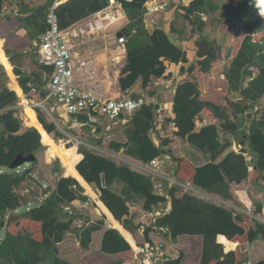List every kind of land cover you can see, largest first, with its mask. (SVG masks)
Masks as SVG:
<instances>
[{"label": "trees", "instance_id": "1", "mask_svg": "<svg viewBox=\"0 0 264 264\" xmlns=\"http://www.w3.org/2000/svg\"><path fill=\"white\" fill-rule=\"evenodd\" d=\"M14 1L22 2L23 0ZM65 1L55 12L61 28L71 25L70 20L86 18L109 4L108 0ZM115 1L122 4L129 21L125 45L126 64L119 79L122 92L130 90L138 80H141L142 87L146 88L152 78H164L166 71L164 61L171 64L188 63L186 52L170 39L162 25L154 27L151 33L146 30L144 4L149 0ZM236 1L233 5H223L220 11V4L215 0H192L187 7L179 5L178 0H169L170 4L164 12L173 11L177 15L178 11L183 13L182 19L191 27L192 39L195 40L197 59L195 65L203 74L209 73L213 63L222 57L221 47L205 33L209 25L214 30L225 27L226 32L232 33L236 38L244 34L242 40H239L240 44L230 67L224 71L229 93L240 97V100L232 105V116L220 106L201 102L196 84L187 81L177 87L174 96L175 118L173 121L177 128L175 135L203 154L212 155L221 147L219 132L235 137L240 133V125L232 119L240 113L247 114L248 134H242L247 137L246 151L253 157L254 169L250 174L256 172L258 176L254 180L264 181V0ZM52 2H49L47 7L33 11L21 7V13L30 12V15L18 20L29 35L37 40L48 28L46 16ZM3 4L4 0H0V15ZM164 12L163 14H166ZM202 17H206L208 22L205 23ZM177 32L174 25L170 24V34H177ZM258 34L261 37L259 40H254L253 37ZM229 53L231 55L232 51ZM1 56L2 53L0 58ZM1 63H3L2 60ZM195 65L188 66L189 74L195 71ZM4 67L8 69V66L4 65ZM14 74L18 77V83L25 94L30 91L28 84L37 85L32 74H23L18 70H14ZM7 81V74L0 65V222L3 223V228L7 229L0 244V264H72L59 258L58 244L64 240L68 232L75 230L76 215L64 212L63 203L75 200L72 189L73 185H78L71 178L61 179L56 186V191L43 203L20 216L12 215V212L26 205V202L15 193L16 189L25 181L32 179L30 170H24L21 175L2 171L3 168H8L19 154L34 155L41 151L43 146L47 147L46 162L50 163L53 159H59L64 168L62 176H73L83 184L82 179L76 174L78 173L88 184L98 185L101 192L100 201L125 229L129 228L127 206L129 198L123 193L117 194L110 190L113 180L125 182L134 195H141L144 199L143 207L146 210L166 203L165 194H154L147 178L127 168L118 167L111 161L92 155L85 150L77 153L75 146L66 148L55 143L48 135L56 130L55 126L48 124L38 111V120L34 111L33 120L41 138L33 128L22 129V123L14 117L13 109L17 107L19 100L16 94L6 87ZM205 108L212 112L215 119H218L219 125H209L198 130L195 120ZM151 119H153L152 108L142 107L131 121L130 133H127V144L124 146L126 152L131 155H135L133 148L138 149L140 152L138 161L142 163H148L160 156L164 152V144L167 143L162 142L159 147H156L149 140L147 133L151 128ZM167 123H169L168 120ZM228 146L226 144L222 147ZM119 148L120 146H115V149ZM71 169L77 172L74 173ZM194 171L192 183L195 186L223 199L229 198L231 184H240L249 178L244 158L234 153L228 154L218 164L208 163ZM102 179L105 180V188H102ZM168 195L171 200V212L158 218L153 229L164 228L173 239L182 235L201 236L204 243L203 264L219 259H223L224 264H236L234 252L237 244L233 239L237 237H246L250 244L257 238L264 241V224L260 222L255 221L253 228H246L243 225V218L231 210L197 201L175 188H172ZM260 211L259 206L255 213ZM108 217L114 225L113 218L109 214ZM104 218H102L103 221ZM97 223L103 224L101 221ZM9 225L13 226L8 229ZM98 225L75 230L83 247L88 246L90 235L99 227ZM117 226L122 229L118 223ZM151 229V227L146 229L145 235H148ZM131 244H133L132 239ZM102 250L105 253L117 255L130 250V247L117 231L108 230L104 235ZM233 250L235 251L232 252ZM167 264H181V258ZM257 264H264V261Z\"/></svg>", "mask_w": 264, "mask_h": 264}, {"label": "crops", "instance_id": "2", "mask_svg": "<svg viewBox=\"0 0 264 264\" xmlns=\"http://www.w3.org/2000/svg\"><path fill=\"white\" fill-rule=\"evenodd\" d=\"M51 1L54 0H46L44 4H38V0H23L22 2L14 0H4L2 14L0 15V53H2V56L0 58V65L3 66L7 74L8 81L6 83V87L9 90L13 91L19 100L17 107L13 108L15 110V113L19 109V103L21 104V98L23 96L27 99L28 103L31 101H40V99L43 98L44 82L47 78H49L51 74L50 67L40 66L38 63L39 55L37 44L39 40L31 37L22 23L18 20L19 18H27L30 15V12L21 13V7L23 6L24 9L33 11L34 9L47 7L48 3ZM65 2L66 1L63 0L61 4ZM191 2L192 0H178L179 5L185 7L189 6ZM178 12H180L178 14H183L181 11ZM164 13L166 14L161 13L158 15L159 17L156 20V23L152 25V28H147V31L148 33H151L154 27L162 25L164 27V31L169 34L170 39L175 42L176 45L181 47L183 51L186 52L188 63L171 64L164 61V66L166 67L164 78H152L146 88H143L141 80H138L130 90H128L127 92H122L119 87V79L121 78V72L126 64V51L120 53L119 56L114 57L117 53H119L116 52L112 60H109L112 55L102 56L99 61L101 63L100 71L103 76V88L107 92V95L111 97L119 96L134 99L141 94L147 93L150 100H153L155 103L166 105L167 113L169 116V123H167L166 121V123L161 127L156 125L154 105L147 106L152 108L153 113V119L150 120L153 123L151 124L150 122L151 128L147 133V137H149V140H151L156 147H159L162 142H167L163 147L164 152L157 158L162 161V172L165 175L173 176L174 179L177 182L179 181V183L181 184L190 185L197 190L207 193L205 190L195 186L192 183L193 177L195 175L194 170L208 163L218 164L222 160H224L228 154L231 153H234L235 155H241L244 158L246 172L248 173L249 178L240 184H231L229 188L228 199L220 198L218 195L213 193H207L215 197L218 202L205 201L187 192H184L180 187L175 186L173 188L178 189V191L182 192L190 198L196 199L197 201L209 203L214 206L222 207L224 209L231 210L237 213L243 218V225L246 228H253L255 225V221L264 224V181L259 179L254 180L258 175L256 172L250 174L252 171L249 172L247 170L248 163L243 156V154H247L252 158V165L254 168L253 157L246 151L245 143L247 137L242 134H248L247 128L249 126V117L247 116V114L240 113L232 119L233 122H237L240 125V133L235 137L222 131L219 132L218 136L221 147L212 155H205L195 147L189 145L185 140L175 135L177 132V128L173 129L170 127L171 121H173V119L175 118L173 108L176 89L179 85L187 81L196 84L200 94L199 100L201 102L212 103L216 106H220L225 110L227 109V113L232 116L233 112H231L230 114L229 110L232 111V105L238 102L240 100V97L237 94L229 93L228 85L224 78V71L230 67V63L238 49V46L235 50L232 51L231 55L229 53L230 48L226 50V55L230 56L228 58V61L224 60V57H221V59L213 63L209 73L203 74L195 65L197 59L194 47L195 40L192 39L191 27L183 19L182 21L184 22V24L180 22L179 24H177L176 19L179 18L180 15L174 14L173 11H166ZM204 22L207 23L208 21L206 20ZM170 24L174 25L175 31H178L177 34H170ZM207 29L209 30V33H207V35H209L211 40H215V42H217L220 47L226 37V42L233 41L231 35L229 34L227 36L222 35V41L219 42V40L213 38L212 31L215 30L211 28V25H209ZM219 29L221 28L219 27ZM31 46L35 48L34 54L30 51ZM223 50L224 49L221 48V52ZM13 53L18 56V62L12 59ZM30 54L31 56H29ZM36 55L38 57L35 59ZM1 60L3 62H6L8 69L4 67V64L1 63ZM190 65H195L196 67L195 71L191 74L188 73V66ZM14 70H18L21 73L27 75L32 74L33 78L36 80V86H33L31 84L27 85V87L30 89L28 94H25L20 87L18 83V77L15 76ZM159 79H162V81L164 80L166 82L170 80L171 88L166 90L162 86H155L154 84ZM32 87L35 88V92L31 91ZM232 95H234L235 97L230 101L229 98L232 97ZM226 97L228 98L226 99ZM57 108L58 107H56L53 112L51 111V109H49L50 114H46V118L48 120L44 117L48 124H52L56 128V130L51 134H48L43 129L51 137L50 139H52L58 145H62L66 148L75 146L77 153H79L80 150H85L92 155L111 161L118 167L127 168L131 172L147 178L152 185L153 193L157 194L153 189V182L149 177L135 172L126 164L115 161L108 155L112 154L121 158L140 162L138 161L140 160V152L138 149L133 148L135 155H131L126 152V148L124 147L125 144H127V133H130L131 121L136 113L125 115L122 118L123 121L110 122L98 113H91L90 115H88V113H83L75 116H68L64 111H62V108H59V110H61L62 112L57 113ZM33 111L35 112L36 118L38 120V108L31 106L25 108L23 107L26 121L25 124L22 123V129L36 128V124L33 120ZM91 118H93L95 122H92ZM209 125L217 126L219 125V121L218 119H215L213 117L212 112L209 109L205 108L199 114L198 119L195 120V126L196 129L199 130L200 128ZM36 131L38 132V130ZM39 135L41 138L40 133ZM237 136H240L241 139L238 140ZM243 136L246 137L244 141L242 140ZM242 141L244 142L243 145H241ZM226 144L229 145L227 148L222 147ZM115 146H120V148L115 149ZM43 147L44 148L41 151L33 155L36 162L34 161L32 164H30V167H32V165H35L36 163H39V154L47 148L45 146ZM237 148L240 150L239 154L235 152ZM44 158L46 160V154ZM43 167L44 173L46 174L45 176L47 177V174H49V178L47 177L45 181H40L39 184L36 183L37 185H35V187L39 189L41 194L39 196V199L37 200L38 202H40V204L43 203L52 193L56 191V186L61 179L71 178L76 182L75 184L78 185H73L74 187L72 189L74 191L73 193L75 196V200H73L72 202H65L63 203V205H76L79 201L82 202L81 198H88L91 204L86 212L88 213V216H90V218L94 220V224L92 225L97 226V222H103L102 225H98L99 227L91 233L90 241H88L89 243L87 247H83V245L79 242L80 239L78 233L74 229L68 232L64 237V240L60 244H58L59 258H61L62 260H65L72 264H140V260L133 254V249L136 246H142L144 244L152 243H163V256L159 259L158 262L167 264L177 261L181 258V264H203L204 243L201 236L182 235L173 239L164 228L153 229L155 223L153 224L151 222L150 217L147 216L148 213H150L153 209H156L157 212H162L163 210L167 209L166 205L168 201H166L165 204H160L155 208L152 207L150 210H146L145 207H143L144 199L141 197V195H134V193L128 189L125 182L120 180H113L110 190L117 194L123 193L127 198H129V201L127 202V206L129 208V228L125 229L119 222L114 219L108 209L100 201L101 192L98 185H96L95 183L88 184L83 179V177L80 174L76 173L77 171L73 169L71 170H73L74 173H76L82 179L83 184H81V182L77 181L71 175V170H69L68 172L73 178L62 176L64 168L59 159H53L50 163H47V165ZM32 174L30 175L31 177ZM101 185L102 188H105L104 179L101 180ZM165 191L166 192L164 194L166 196H169V191ZM20 194L22 195V193ZM245 200H247L248 205L251 206L250 210L249 206H246L244 204ZM169 201L171 204V200ZM259 206L261 207L260 213H255V210H257V207ZM171 209L172 207L170 206L169 211L158 215L156 220L163 215L169 214L171 212ZM17 212L18 211L12 212V215L18 216L19 214H17ZM107 213L115 221L114 225H112ZM102 218H104V221ZM117 223L122 229L118 228ZM29 224L33 225L32 223ZM22 225L25 227L24 223ZM150 227L152 229L150 230L148 235H145V230ZM108 230L117 231L129 245L130 250L123 253H118L117 255L103 252V239L105 233ZM131 239L133 241V244H131ZM233 241L235 242V244H237L236 251H232H235L234 253L236 257V264H248V262L257 264L264 261V241L262 239L257 238V240L251 244L247 241L246 237H237L233 239ZM216 243H219L218 239ZM225 253H227V251H225ZM209 264L224 263L223 259H219L215 261L213 260L209 262Z\"/></svg>", "mask_w": 264, "mask_h": 264}, {"label": "built area", "instance_id": "3", "mask_svg": "<svg viewBox=\"0 0 264 264\" xmlns=\"http://www.w3.org/2000/svg\"><path fill=\"white\" fill-rule=\"evenodd\" d=\"M109 4L104 9L77 20L66 28H61L56 9L63 0H54L48 9L46 16L47 30L40 37L37 48L39 55V65L50 67L51 74L44 82V96L39 103L31 102V107L40 108L46 114H50L49 109L60 106L68 116L78 114L98 113L110 122L123 121L122 118L128 114L139 112L142 107L154 105L156 114V125L161 127L169 119L165 104L155 103L150 100L147 93L139 95L137 98L108 96L103 86V76L100 71L102 56L112 55L109 60L119 56L125 50L127 43V27L129 21L121 3L115 0H108ZM169 0H149L144 4L145 17L157 16L163 13L169 6ZM144 21V24H145ZM119 33L122 35L119 36ZM162 86L166 90L171 88V81L159 79L154 84ZM32 92L35 88L32 87ZM149 91V90H147ZM92 122H95L91 118ZM170 127L176 126L171 121ZM236 153H240L237 148ZM113 160L122 162L135 172L149 177L153 182V189L157 194H163L177 186L193 196L205 201L218 200L210 194L195 189L190 185L177 182L173 176L165 175L162 172V161L154 158L148 163L137 162L116 155L108 154ZM248 165L247 170L253 171L252 158L243 154ZM20 198V193H16ZM166 196V195H165ZM167 209L157 212L153 209L147 216L154 224L156 218L161 213H166L170 209V198L166 196ZM40 204V202L38 203ZM91 202H78V204H67L64 212L75 213V230H81L94 224V220L88 216L86 210ZM28 205V204H27ZM251 207L250 205H248ZM251 209V208H250ZM249 209V210H250ZM30 208L26 211H29ZM250 212V211H249ZM163 243L144 244L136 246L133 254L140 260V264H162L159 259L163 256ZM248 264H252L248 262Z\"/></svg>", "mask_w": 264, "mask_h": 264}, {"label": "rangeland", "instance_id": "4", "mask_svg": "<svg viewBox=\"0 0 264 264\" xmlns=\"http://www.w3.org/2000/svg\"><path fill=\"white\" fill-rule=\"evenodd\" d=\"M216 2H218L219 4H220V11L223 9V5H233V4H236V0H215ZM46 2V0H38V4H44ZM178 13H180V12H178ZM178 15H180L179 16V18H177L176 20H177V24H179V22L180 23H182V24H184V22L182 21V15L181 14H178ZM158 15L157 16H152V17H150V16H148V17H145V19H147V22L145 21V27H146V30H147V28H149L150 29V27L152 28V25H154V23H156V20L158 19ZM203 18V20L204 21H206L207 19H206V17H202ZM227 30H226V28L225 27H222L221 29H216L215 31H212V34H213V38H216V40H219V42H221L222 40H221V38H222V35H229L230 33H227L226 32ZM205 33H209V30L208 29H206L205 30ZM211 34V35H212ZM231 35V38H232V40L233 41H229V42H226V40H227V37L224 39V42L221 44V48L222 49H224L223 51H222V57H224V60H226V61H228L229 59V55L227 56L226 55V50L227 49H229L230 48V52L231 51H233V50H235L236 48H237V46H238V44H240V41L242 40V38H243V36H244V34H242V35H240L238 38H236V37H232L233 35L232 34H230ZM261 37V35L260 34H258V35H255L253 38H254V40H259V38ZM240 40V41H239ZM231 45V46H230ZM232 49V50H231ZM30 51L34 54L35 53V48L33 47V46H31L30 47ZM29 56H31V54L29 55ZM38 56L36 55L35 56V59L37 58ZM12 59L14 60V61H16V62H18V56L15 54V53H13V55H12ZM235 96L234 95H232V97H230L229 98V100L231 101V99H233ZM42 98V97H41ZM228 97H226V99H227ZM222 99H223V97H222ZM41 100V99H40ZM228 100V101H229ZM31 102H33V101H31ZM31 102H29L28 104H30L31 105ZM33 103H39V101L37 100V101H35V102H33ZM59 108H61L60 106H58V108H57V113L58 112H62L61 110H59ZM227 108V107H226ZM227 110V109H226ZM38 112L40 113V114H42L43 115V117H45L46 118V113L42 110V109H40V108H38ZM229 112H230V114H231V110H229ZM65 114V113H64ZM14 117L15 118H17V119H19L20 120V122L21 123H23V124H25V121H26V119H25V115H24V112H23V106H22V104H20L19 103V109L16 111V113L14 114ZM67 118H69V117H67ZM47 119V118H46ZM48 120V119H47ZM44 156H45V150L43 151V152H41L40 154H39V163H36L35 165H32V167H30L31 165L30 164H27V165H24V166H22L21 168H19V169H16V170H9L7 167L6 168H3V172L4 173H14V174H19V175H21L23 172H24V170H30L31 171V173H33L32 174V180H27V181H25L24 183H22L19 187H18V189H16V191H15V193H22V195H23V197H21V199L24 201V202H26V205H23V206H21V207H19L16 211H18L17 212V214H19L18 216H20V215H22V214H24L25 212H26V208H33V207H35V206H37L38 205V199H39V196L41 195L40 194V191H39V189L38 188H36L35 187V185H37V184H39V182L40 181H45L46 180V178L48 177V175L49 174H47V177L45 176L46 174L44 173V167L43 166H46L47 165V163H46V160H45V158H44ZM30 168V169H29ZM49 178V177H48ZM37 183V184H36ZM30 202V203H29ZM28 204V205H27ZM244 204L247 206L248 205V201L247 200H245L244 201ZM40 205V204H39ZM251 207H249V209H250ZM253 218V217H252ZM0 224H3L2 222H0ZM13 225H9L8 226V229L9 228H11ZM7 230V229H6ZM6 230L4 229V228H1L0 227V244H1V241H2V239L4 238V236H5V234H6Z\"/></svg>", "mask_w": 264, "mask_h": 264}, {"label": "water", "instance_id": "5", "mask_svg": "<svg viewBox=\"0 0 264 264\" xmlns=\"http://www.w3.org/2000/svg\"><path fill=\"white\" fill-rule=\"evenodd\" d=\"M71 23H75L77 20L76 19H72L70 20ZM122 34L119 33V36H121ZM151 124L153 123L152 121H150ZM154 133V131H153ZM238 140L241 139L240 136H237ZM246 139L245 136L242 137V140L244 141ZM241 142V145L244 144V142ZM35 161V158L32 154L28 155V156H24L23 154H19L16 156V158L11 162V164L9 165L8 169L9 170H16V169H19L21 168L22 166L24 165H27V164H32L33 162ZM81 201L82 202H87L88 201V198H81ZM0 227L3 228V224H0Z\"/></svg>", "mask_w": 264, "mask_h": 264}, {"label": "bare ground", "instance_id": "6", "mask_svg": "<svg viewBox=\"0 0 264 264\" xmlns=\"http://www.w3.org/2000/svg\"><path fill=\"white\" fill-rule=\"evenodd\" d=\"M3 64L5 65V66H7V64H6V62L4 61L3 62ZM21 104H22V106L25 108V107H30L29 106V104H28V101H27V99L23 96L22 98H21Z\"/></svg>", "mask_w": 264, "mask_h": 264}]
</instances>
